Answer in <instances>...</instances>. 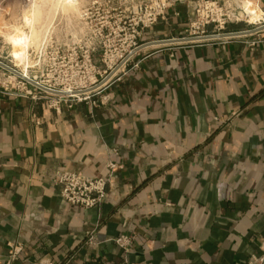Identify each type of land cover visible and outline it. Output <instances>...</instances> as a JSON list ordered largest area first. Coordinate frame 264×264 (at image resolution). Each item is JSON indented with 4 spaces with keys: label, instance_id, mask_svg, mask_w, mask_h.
<instances>
[{
    "label": "crops",
    "instance_id": "0c3cea01",
    "mask_svg": "<svg viewBox=\"0 0 264 264\" xmlns=\"http://www.w3.org/2000/svg\"><path fill=\"white\" fill-rule=\"evenodd\" d=\"M186 12L144 32L161 43L133 56L105 105L56 114L0 89V264L9 243L24 247L12 264H252L263 253L264 30L246 38L260 39L254 49L162 43L184 36ZM58 171L112 173L104 203L69 206ZM122 235L136 237L128 253Z\"/></svg>",
    "mask_w": 264,
    "mask_h": 264
},
{
    "label": "built area",
    "instance_id": "2783aa9c",
    "mask_svg": "<svg viewBox=\"0 0 264 264\" xmlns=\"http://www.w3.org/2000/svg\"><path fill=\"white\" fill-rule=\"evenodd\" d=\"M264 0H124L114 6L94 2L91 8L81 13V24L87 36L79 42L61 44L51 42L37 51L35 67L38 74L31 80L45 88L19 80L17 85L1 84L3 95L21 97L41 102L45 108L56 114L71 110L78 104L90 107L105 105L110 95L105 90L120 79L121 74L133 56L144 45L145 31L165 19L168 11L179 4L186 5L187 25L178 45L192 46L210 43L226 44L234 39H246L258 35L264 27ZM103 6V7H102ZM97 7V8H96ZM95 10V11H94ZM251 27L246 31H229L237 25ZM256 32H252V31ZM263 31V30H262ZM252 32L249 34H244ZM260 39L244 40V44L254 49ZM139 63L134 67H138ZM40 74V75H39ZM10 80V78H9ZM54 92V93H53ZM58 93V94H57ZM218 123H223L215 118ZM110 169H114L112 164ZM112 177L91 178L73 171H58L54 184L60 190L61 198L69 206L83 210L100 207L107 196V187ZM93 244V234L88 233ZM136 241L134 235H122L115 239L116 245L128 253ZM7 264L20 258L24 251L21 244L9 243ZM41 264H53L43 261ZM252 264H264V251L252 258Z\"/></svg>",
    "mask_w": 264,
    "mask_h": 264
},
{
    "label": "rangeland",
    "instance_id": "374dc122",
    "mask_svg": "<svg viewBox=\"0 0 264 264\" xmlns=\"http://www.w3.org/2000/svg\"><path fill=\"white\" fill-rule=\"evenodd\" d=\"M108 1L114 6L124 3V0H0V62L31 79L38 74L37 51L51 42L64 45L83 40L87 32L81 24L82 11L91 8L94 2ZM19 80L22 79L0 67V86L8 81L15 86Z\"/></svg>",
    "mask_w": 264,
    "mask_h": 264
},
{
    "label": "water",
    "instance_id": "95a60500",
    "mask_svg": "<svg viewBox=\"0 0 264 264\" xmlns=\"http://www.w3.org/2000/svg\"><path fill=\"white\" fill-rule=\"evenodd\" d=\"M262 30H264V27L258 29L257 31H262ZM252 32H256V31L254 30V31H252ZM252 32H247V33H244V34H249V33H252ZM171 42H174V43H175V42H180V40H171V41H166V42H162V43H171ZM160 43H161V42H156V43L146 44V45H144L142 48H140L137 52L141 51V50L144 49V48H147V47H149V46H152V45H154V44H160ZM0 67H1L2 69H4L5 71L10 72V73L16 75L17 77L21 78L22 80H24V81H26V82H28V83H30V84H32V85L38 87L39 89H41V90H43V91L51 92V91H48V90H46L45 88L39 86L37 83H35V82L32 81L31 79L25 77L24 75L20 74L19 72H17L16 70L12 69L11 67L7 66L6 64H4V63H2V62H0ZM53 93H54V92H53ZM57 94H58V93H57Z\"/></svg>",
    "mask_w": 264,
    "mask_h": 264
},
{
    "label": "bare ground",
    "instance_id": "6f19581e",
    "mask_svg": "<svg viewBox=\"0 0 264 264\" xmlns=\"http://www.w3.org/2000/svg\"><path fill=\"white\" fill-rule=\"evenodd\" d=\"M53 17V14L51 13V18ZM51 24V23H50ZM40 35L38 34V36L36 37V39H38V37H39ZM33 37V36H32ZM18 57V56H17ZM18 59L20 60L21 58H20V56L18 57ZM25 77H27V74H23Z\"/></svg>",
    "mask_w": 264,
    "mask_h": 264
}]
</instances>
